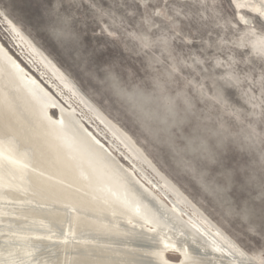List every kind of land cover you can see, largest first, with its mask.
Segmentation results:
<instances>
[{
	"label": "bare ground",
	"instance_id": "6f19581e",
	"mask_svg": "<svg viewBox=\"0 0 264 264\" xmlns=\"http://www.w3.org/2000/svg\"><path fill=\"white\" fill-rule=\"evenodd\" d=\"M0 102L1 259L10 236L32 262L260 264L1 8Z\"/></svg>",
	"mask_w": 264,
	"mask_h": 264
},
{
	"label": "rangeland",
	"instance_id": "374dc122",
	"mask_svg": "<svg viewBox=\"0 0 264 264\" xmlns=\"http://www.w3.org/2000/svg\"><path fill=\"white\" fill-rule=\"evenodd\" d=\"M121 2L0 0V8L72 75L104 111L131 133L153 161L195 203L247 252L261 261L264 259V235L253 231L248 223V210L252 202L259 203L262 187L260 178L264 176V149L261 147L264 135L256 127V122L260 120L259 99L251 100L252 93L242 86L245 79L243 75L231 81L210 76L201 78L203 87L194 86L198 104L193 109L184 99L187 82L185 89L179 93L169 92L158 80L162 73L156 72L155 62L147 56L143 59L149 75L144 80L149 81L150 86L145 87L139 79L130 82L126 75L125 81L128 83L118 87L108 66L93 56L92 48L115 53L111 46L103 49L102 43L97 44L98 41L112 39L107 32L101 35L106 25L99 23V18L103 16L109 24L120 28L119 13L110 15L106 10ZM80 4L84 7H76ZM69 5H73L70 10ZM216 5L218 10H224L221 14L225 19L220 21L223 31L231 27V24L225 23L229 19V3L228 0H216ZM85 9L90 17L95 15L98 26L93 24L95 34L89 30L86 36L81 37L83 44H77L76 50L70 54L69 43L76 40L74 33L69 34L72 18L82 19ZM61 29L64 31L61 32ZM120 49L124 56L129 57V63H136L137 52L124 50L122 44ZM250 55L257 57L256 50L250 48ZM235 59L238 57L227 53L218 59L214 57L211 63L218 72H232L236 68L247 67L245 64L232 63ZM224 60H228V63L223 68H217L219 61ZM136 66L139 67V64ZM221 85L224 87L221 88ZM177 99L183 103V109L176 107ZM245 117L252 120L253 124L249 125ZM229 121L235 127H230ZM233 168L240 173L241 179L243 172H248L254 195L241 188Z\"/></svg>",
	"mask_w": 264,
	"mask_h": 264
},
{
	"label": "snow or ice",
	"instance_id": "6c2138e0",
	"mask_svg": "<svg viewBox=\"0 0 264 264\" xmlns=\"http://www.w3.org/2000/svg\"><path fill=\"white\" fill-rule=\"evenodd\" d=\"M72 7L73 5H69V10ZM76 7L83 8L84 5L80 4ZM228 8L229 19L225 23L231 24V27L222 31L220 21L225 19L221 14L224 10L217 9L216 0L211 2L209 0H130V2L122 0L119 5L109 6L106 10L110 15L114 12L119 13L120 28L109 24L103 16L99 18V23L106 25L101 35L107 32L112 39L98 41L97 44L102 43L103 49H109L111 46L115 49V53L109 54L98 47H93L92 54L108 66V71L113 74L114 83L118 87L126 86L128 83L125 81L126 75L130 82L139 79L145 87L150 86L149 81L144 80L149 73L143 59L145 56L150 57L155 62L156 72L162 73L158 80L169 92L179 93L185 89L187 82L184 99L193 109L198 104L194 86H204L201 85V78L215 76L218 80L231 81L243 75L245 79L242 86L252 93L251 100L260 101V120L256 122V127L260 134L264 135V0H231ZM87 12L88 10L85 9L82 19L72 18L69 34L74 33L76 40L69 43L70 54L71 51L76 50L77 44H83L81 37L86 36L89 30L95 34L96 28L92 25L98 26V22L95 15L90 17ZM250 13L256 15L250 16ZM250 21L251 26H249ZM63 31L64 29H61V32ZM121 44L124 50L138 53L136 63L128 62L129 57L124 56L120 49ZM250 48L256 50L257 57H251ZM227 53L238 57L232 60V63L245 64L247 67L236 68L232 72H218L211 60L214 57L218 59L220 56H225ZM137 63L139 67L136 66ZM225 63H228V60L219 61L217 68H223ZM229 66L231 67V64ZM223 87L224 85H221V88ZM176 107L184 108L179 99L176 101ZM255 107L253 103V108ZM244 111L248 110L244 109ZM245 119L249 125L253 124L252 120L247 117ZM228 123L230 127H235L231 121ZM2 143L3 141H0V144ZM261 147L264 149V140L261 141ZM10 148L9 155L20 159L22 149L19 143L10 140ZM41 151L44 154L43 150ZM23 152L26 157L25 162L30 163L32 150L28 148ZM220 163L223 166V161ZM233 172L236 173L241 188L254 195L248 172H243L242 179L236 168H233ZM5 174L16 175L14 162L0 159V180H3ZM23 175L31 182L27 172ZM260 185L262 187L259 203H251L248 223L253 231L264 235V176L260 178ZM253 217L256 219L254 220ZM192 235L195 237V233ZM0 264H25V262L0 260ZM147 264L153 262L148 261ZM187 264H199V261L188 257ZM239 264H256V260L245 257ZM260 264H264V259H261Z\"/></svg>",
	"mask_w": 264,
	"mask_h": 264
},
{
	"label": "water",
	"instance_id": "95a60500",
	"mask_svg": "<svg viewBox=\"0 0 264 264\" xmlns=\"http://www.w3.org/2000/svg\"><path fill=\"white\" fill-rule=\"evenodd\" d=\"M228 3L230 4L231 3V0H228ZM250 16H252V15H256L255 13H250L249 14ZM238 19H237V22H239V17H237ZM8 44V43H7ZM8 46H9V44H8ZM46 51V50H45ZM47 52V51H46ZM55 60V59H54ZM56 61V60H55ZM130 162V161H129ZM7 237H9L8 239H9V241L8 240H6L5 241V243H4V245L3 246H5L3 249H2V255H3V259H1L0 258V260H8V261H19V260H23L24 262H25V264H49V263H52V264H54L55 262L54 261H48L47 259H40V260H38V259H36V260H34V262H32V261H27V255L26 254H24L21 250H18L17 248H15V247H13V245L11 244L12 243V240H16L15 238H11L10 236H7ZM25 250H26V247L24 248ZM51 254V256H52V252L51 253H49V254H46V255H44L45 256V258L47 257V256H49ZM54 254V253H53ZM58 256L62 259V261H63V258H62V256H60L59 254H58ZM9 257H11V258H9ZM55 259V258H54ZM65 262V261H64Z\"/></svg>",
	"mask_w": 264,
	"mask_h": 264
}]
</instances>
